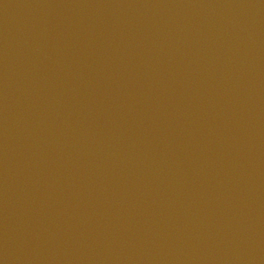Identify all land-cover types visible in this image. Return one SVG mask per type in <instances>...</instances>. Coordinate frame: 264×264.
Masks as SVG:
<instances>
[{"label": "water", "instance_id": "1", "mask_svg": "<svg viewBox=\"0 0 264 264\" xmlns=\"http://www.w3.org/2000/svg\"><path fill=\"white\" fill-rule=\"evenodd\" d=\"M0 264H264V0H0Z\"/></svg>", "mask_w": 264, "mask_h": 264}]
</instances>
